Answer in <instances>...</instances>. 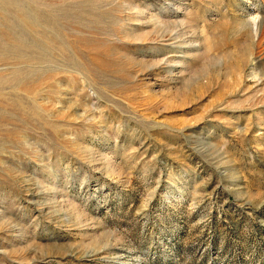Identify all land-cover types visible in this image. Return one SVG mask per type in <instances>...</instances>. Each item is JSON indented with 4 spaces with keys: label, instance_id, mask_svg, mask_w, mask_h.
I'll list each match as a JSON object with an SVG mask.
<instances>
[{
    "label": "rangeland",
    "instance_id": "374dc122",
    "mask_svg": "<svg viewBox=\"0 0 264 264\" xmlns=\"http://www.w3.org/2000/svg\"><path fill=\"white\" fill-rule=\"evenodd\" d=\"M0 264H264V0H0Z\"/></svg>",
    "mask_w": 264,
    "mask_h": 264
}]
</instances>
